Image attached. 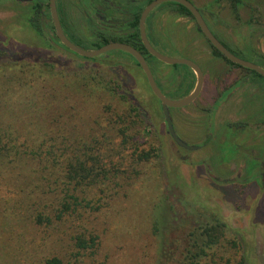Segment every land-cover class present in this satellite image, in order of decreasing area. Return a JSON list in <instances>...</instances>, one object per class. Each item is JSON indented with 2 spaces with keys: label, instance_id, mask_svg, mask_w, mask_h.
<instances>
[{
  "label": "rangeland",
  "instance_id": "1",
  "mask_svg": "<svg viewBox=\"0 0 264 264\" xmlns=\"http://www.w3.org/2000/svg\"><path fill=\"white\" fill-rule=\"evenodd\" d=\"M191 1L203 9L209 0ZM162 5L148 21L151 46L168 58L194 62L204 75L199 97L185 108L169 110L177 137L197 147L194 151L170 139L160 103L127 53L111 51L106 57L84 59L63 50L51 59L48 43L34 37L21 20L0 25V68L36 55L55 66L51 73L30 70L35 78H42L28 93L48 86V109L28 103L29 87L8 84L0 95V126L14 133L30 125L45 131L37 138L56 151L63 144L74 145L75 150L77 143L89 140L91 130L97 128L93 118L109 101L96 83L115 80L141 110L147 125L144 141L158 154L142 166V175L131 187L106 200L99 212L86 209L80 220L56 228L37 226L30 216L34 203L46 201L36 188L34 164L24 161L14 165L17 170H0V264H41L51 255L68 260L74 251L70 237L81 227L97 234L99 241L96 251L83 254L80 264H157L158 235L178 242L185 227L179 230L183 217L190 225L218 219L226 226L225 238L208 251L204 264H264V168L252 170L264 159V77L215 57L190 17L160 9L167 6ZM214 11L225 22L211 27L221 41L248 59L264 57V4L252 12L254 26L244 23L249 19L246 13H240L244 20H238L228 8ZM145 57L167 99L181 100L188 81L195 85L188 67ZM164 208L170 220L177 219L172 229L160 227Z\"/></svg>",
  "mask_w": 264,
  "mask_h": 264
},
{
  "label": "trees",
  "instance_id": "2",
  "mask_svg": "<svg viewBox=\"0 0 264 264\" xmlns=\"http://www.w3.org/2000/svg\"><path fill=\"white\" fill-rule=\"evenodd\" d=\"M152 1L146 0L129 15L128 24L133 31L131 42L124 39L118 41L130 45L143 56L150 58L152 57L140 43L138 23L143 7ZM189 1L194 5L191 0ZM263 4L264 0H209L203 9L194 6L212 34L229 52L264 69L263 56H256L254 60L244 57L231 50L211 29L212 25H225L214 8L219 12L228 8L230 12L237 14L238 20H244L239 15L242 12L246 13L249 19L244 20V23L247 26H254L256 24L252 12ZM162 6L164 7L160 9H169L193 20L190 13L179 4L165 3ZM197 29L201 33L198 27ZM209 46L215 57L222 58L229 65L240 68L227 61L210 44ZM94 48L100 47L95 45ZM134 63L138 66L135 60ZM54 69L55 66L51 62H34L31 58L13 61L5 69L0 68V95L10 84L12 86L15 84L19 88L29 87L25 92L28 103H40L47 110L51 103L48 86H42L40 91L33 90L32 93H28L32 90L31 86L35 88V82L42 78L41 76L35 78L36 75H33L30 70L40 74L43 70L51 73ZM96 84L102 85L107 95L104 98L109 101L99 108L98 115L93 118L97 128L91 130L89 140L77 143L75 150L74 145H68L73 147L68 148L63 144L64 147L56 151L55 147L47 144L45 139L40 141L37 138L38 132H43L45 135L46 132L36 131L30 125L14 133L10 127L0 126V170H17L16 164L24 161L35 166L33 177L37 182L36 188L42 192L43 196H46L45 202L39 201L33 204L34 210L30 216L33 217L37 226L54 225L53 228H56L65 221L72 223L80 220L81 211L86 213V209L94 213L99 212L105 207L106 200L113 199L121 191L131 187L142 175V166L158 156L157 150L144 141L147 129L144 116L135 101L130 99L122 89V85L115 80L105 83L103 79ZM193 88L194 82L188 81L183 97L187 96ZM112 99H114L113 103ZM83 115L85 117L86 113ZM75 126L77 128V125ZM18 139H22V145L16 143ZM10 166L12 168H7ZM171 221L169 213L164 208L159 223L162 230L176 226L173 224L177 219ZM180 222H183V225L180 229L176 228L181 231L182 227H185L178 242L176 238L158 235L159 230H157L159 236L157 264H204L202 261L208 251L220 245L225 238L226 226L218 219L205 225L195 222L190 225L187 217H183ZM70 241L74 251L68 260L58 255H51L44 258L41 264H80L83 254H93L96 251L99 236L81 227L71 235Z\"/></svg>",
  "mask_w": 264,
  "mask_h": 264
},
{
  "label": "flooded vegetation",
  "instance_id": "3",
  "mask_svg": "<svg viewBox=\"0 0 264 264\" xmlns=\"http://www.w3.org/2000/svg\"><path fill=\"white\" fill-rule=\"evenodd\" d=\"M145 1L146 0H55V7L61 30L66 39L79 48L87 47L91 50H95L93 47H95L97 43L99 47H102L109 43L118 42L120 39L131 42L133 31L128 24L129 15L137 9L138 5L143 4ZM147 5H145L143 9ZM151 13H153V11ZM151 13L147 16L145 21L147 38L148 35L150 36L148 21L153 15H151ZM16 19L21 20L20 24L27 27L34 37L48 43V52L51 59L53 56L55 57L57 52H63V50L72 53L61 44L57 37L51 18L50 0H0V25L7 27V25L10 24L9 22L15 21ZM106 41H108V43H105ZM91 44L94 46H90ZM102 57H106V55L104 54L97 58ZM23 58H31L34 62H51V60H41L42 57L40 55H36L34 58L31 56H25ZM227 90H229V88ZM262 124L264 125V121ZM168 136L170 137L169 134ZM263 161L264 159L258 161V166L252 170H256L259 166L264 168Z\"/></svg>",
  "mask_w": 264,
  "mask_h": 264
},
{
  "label": "water",
  "instance_id": "4",
  "mask_svg": "<svg viewBox=\"0 0 264 264\" xmlns=\"http://www.w3.org/2000/svg\"><path fill=\"white\" fill-rule=\"evenodd\" d=\"M165 3H176L181 6H183L191 15L193 18V21L195 22L196 26L199 28L201 34L204 36L206 41L219 53L221 54L227 61L231 62L234 65H237L240 68L255 72L261 77H264V69L259 67L258 65L243 60L239 57H236L233 55L225 46H223L219 40L212 34L209 27L205 23L203 17L197 10V8L189 1V0H153L151 3H149L142 11L139 19V36L142 43V46L146 50V52L155 60L165 64V65H183L188 67L195 75V85L192 91L185 97H183L181 100L173 101L167 99L159 87L156 84V81L153 77V74L146 62L145 57L136 49L133 47L124 44V43H118L113 42L106 44L98 49L87 51L83 50L74 44H72L70 41L66 39L64 36L61 27L60 22L58 19L56 7H55V0H50V10H51V18L57 33V37L59 38L61 44L66 47L69 51L74 53L75 55L84 58V59H93L97 58L101 55H104L111 51H122L127 53L129 56H131L141 71L144 74V77L146 79L147 85L149 87L150 92L152 95L158 100L161 106V111L163 115V119L168 131V134L170 135L171 139L174 141V143L186 150L194 151L197 150V147H191L186 145L182 140H180L173 128V125L171 123L170 119V109H182L189 105H191L201 94L203 86H204V75L202 70L192 61L184 60V59H172L168 58L166 56H163L162 54L158 53L150 44L146 32H145V21L147 16L158 6L165 4Z\"/></svg>",
  "mask_w": 264,
  "mask_h": 264
}]
</instances>
